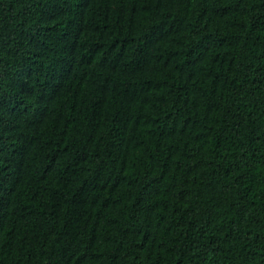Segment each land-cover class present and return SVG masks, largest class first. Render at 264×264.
Masks as SVG:
<instances>
[{
  "label": "trees",
  "instance_id": "obj_1",
  "mask_svg": "<svg viewBox=\"0 0 264 264\" xmlns=\"http://www.w3.org/2000/svg\"><path fill=\"white\" fill-rule=\"evenodd\" d=\"M0 264H264V0H0Z\"/></svg>",
  "mask_w": 264,
  "mask_h": 264
}]
</instances>
